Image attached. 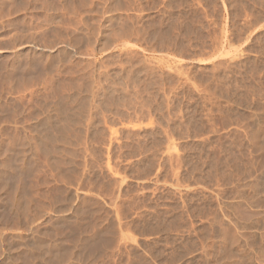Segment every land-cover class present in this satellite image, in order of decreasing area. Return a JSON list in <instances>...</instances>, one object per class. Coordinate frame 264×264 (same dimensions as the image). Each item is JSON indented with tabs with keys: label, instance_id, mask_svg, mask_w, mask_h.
<instances>
[{
	"label": "rangeland",
	"instance_id": "obj_1",
	"mask_svg": "<svg viewBox=\"0 0 264 264\" xmlns=\"http://www.w3.org/2000/svg\"><path fill=\"white\" fill-rule=\"evenodd\" d=\"M0 264H264V0H0Z\"/></svg>",
	"mask_w": 264,
	"mask_h": 264
}]
</instances>
